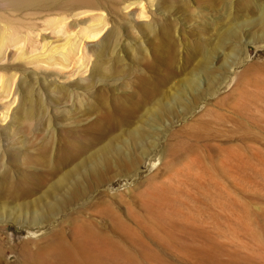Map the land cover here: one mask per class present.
Returning a JSON list of instances; mask_svg holds the SVG:
<instances>
[{"label": "rangeland", "instance_id": "rangeland-1", "mask_svg": "<svg viewBox=\"0 0 264 264\" xmlns=\"http://www.w3.org/2000/svg\"><path fill=\"white\" fill-rule=\"evenodd\" d=\"M130 1L0 96V264L53 231L82 264H264V0Z\"/></svg>", "mask_w": 264, "mask_h": 264}, {"label": "bare ground", "instance_id": "bare-ground-1", "mask_svg": "<svg viewBox=\"0 0 264 264\" xmlns=\"http://www.w3.org/2000/svg\"><path fill=\"white\" fill-rule=\"evenodd\" d=\"M102 1L0 0V96L10 94L17 73L14 68L22 64L57 66L59 69L66 67L67 71L72 72L85 66L84 42L99 37L107 24ZM133 3L135 0L124 7ZM141 4L138 14L144 12ZM261 12L264 13L263 8ZM44 34L52 39L45 40ZM231 34L232 27H226L218 36V46H224ZM101 41L100 51L105 45ZM10 50H15L11 56ZM12 103L14 99L7 101L5 107L8 109ZM2 116L7 117L5 114ZM7 175L4 171L1 178L6 179ZM46 238L36 254L31 252L27 255V264H82L77 260L75 250L64 239L62 231H53ZM91 260L95 264H111L110 260L107 262L99 257Z\"/></svg>", "mask_w": 264, "mask_h": 264}]
</instances>
